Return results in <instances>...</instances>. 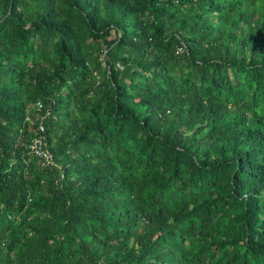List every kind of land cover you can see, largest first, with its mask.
I'll return each mask as SVG.
<instances>
[{
    "label": "trees",
    "instance_id": "1",
    "mask_svg": "<svg viewBox=\"0 0 264 264\" xmlns=\"http://www.w3.org/2000/svg\"><path fill=\"white\" fill-rule=\"evenodd\" d=\"M0 264H264V0H0Z\"/></svg>",
    "mask_w": 264,
    "mask_h": 264
},
{
    "label": "built area",
    "instance_id": "2",
    "mask_svg": "<svg viewBox=\"0 0 264 264\" xmlns=\"http://www.w3.org/2000/svg\"><path fill=\"white\" fill-rule=\"evenodd\" d=\"M29 149L32 153L43 157V161L47 164L53 163L50 154L43 142L42 138L34 137L32 142L29 144Z\"/></svg>",
    "mask_w": 264,
    "mask_h": 264
}]
</instances>
